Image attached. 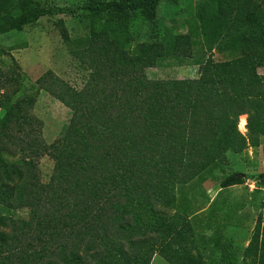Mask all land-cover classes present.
<instances>
[{"label":"trees","instance_id":"1","mask_svg":"<svg viewBox=\"0 0 264 264\" xmlns=\"http://www.w3.org/2000/svg\"><path fill=\"white\" fill-rule=\"evenodd\" d=\"M14 1L0 11V35L46 15H88L93 35L75 54L92 73L81 90L52 73L37 80L70 110L60 136L43 146L36 137L40 124L28 112L34 101L6 106L17 92L9 91L24 86L23 70L12 56L0 64V109H8L0 117V264H150L156 254L171 264H207L192 255L179 221L156 207L176 209L179 187L210 172L228 152L260 145L264 23L255 10L244 12L254 0H209L202 25L189 29L186 44L172 33L133 44L134 17L155 22L163 0H89L51 8ZM99 22L105 36L94 29ZM58 27L70 40L64 22ZM200 43L218 47L227 58L209 56L196 79L149 78L147 70L162 58L191 56ZM5 64H11L8 72ZM243 115L246 134L239 128ZM14 147H20L21 162ZM51 148L57 150L54 171L42 198L24 183V167L35 168ZM228 182L243 181L235 174ZM56 201L62 206L44 211ZM24 207L30 208L27 220L4 211ZM245 254L258 255L253 264H264V214Z\"/></svg>","mask_w":264,"mask_h":264},{"label":"rangeland","instance_id":"2","mask_svg":"<svg viewBox=\"0 0 264 264\" xmlns=\"http://www.w3.org/2000/svg\"><path fill=\"white\" fill-rule=\"evenodd\" d=\"M12 1L14 0H0V11ZM36 1L44 7L51 8L75 7L89 0ZM208 4L209 0H163L155 22L150 23L139 14L134 17L131 25L133 44L146 40L160 41L166 33L175 35L182 44L190 42L189 29L202 25L201 16L210 9ZM254 4L252 8L251 4H246L244 12L255 10L253 14L264 23V0H254ZM60 21L64 22L70 35L68 41L64 39L58 27ZM94 29L105 36L103 22H99ZM92 35L90 17L83 12L76 16L46 15L36 24L28 25L21 31L0 35V64L2 61H11L12 56L25 75L24 86L9 91L10 94L14 90L17 92L12 100L7 98L6 106L25 98L34 101L33 105H29L28 112L40 124L36 137L43 146L44 144L50 146L60 136L68 122L70 110L45 88H39L37 80L47 73H52L55 78L74 89H83L89 81L92 69L88 67V63L76 56L75 51L77 49L83 51L87 46V39ZM191 50V56L162 58L155 67L147 70L149 78L196 79L200 76L201 66L209 56H214L216 60L227 58L218 47L210 49L203 43L192 46ZM9 67L11 64H5L3 69L8 72ZM259 71L264 75V67ZM7 110L5 107L1 108L0 117H3ZM243 116L247 121V116ZM240 130L244 134L248 132L247 128ZM12 152L18 154L16 158L21 162L20 147H14ZM56 153V148H51L35 161V168L24 167L28 169L25 171L29 172L24 183L32 184L34 194L39 197L48 195V183L54 171ZM235 174L242 178L241 184L228 182L229 176ZM60 192L64 193L62 190ZM57 201L48 204L44 211L51 212L61 207ZM156 209L162 216L179 221L185 229V238L190 243L193 240L191 244L189 243L192 255L197 258L201 256L207 264H253L258 255L254 258L247 257L245 251L257 232L259 215L264 214V136L261 137L259 146H251L237 154L228 152L226 159L210 172L179 187L176 209H165L158 205ZM4 211L6 215L16 220L30 218L29 207ZM31 237L29 234L28 239ZM81 246L84 248L86 243H82ZM126 248L131 253L128 244ZM150 264L171 263L160 254H156Z\"/></svg>","mask_w":264,"mask_h":264},{"label":"bare ground","instance_id":"3","mask_svg":"<svg viewBox=\"0 0 264 264\" xmlns=\"http://www.w3.org/2000/svg\"><path fill=\"white\" fill-rule=\"evenodd\" d=\"M246 123H247V121H246V118L243 116V118H242V122L240 123V128L243 130H245L246 129Z\"/></svg>","mask_w":264,"mask_h":264}]
</instances>
